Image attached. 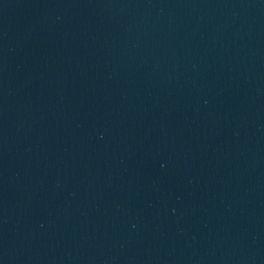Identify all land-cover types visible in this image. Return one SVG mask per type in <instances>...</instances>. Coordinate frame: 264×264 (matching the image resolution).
Here are the masks:
<instances>
[{"label": "water", "instance_id": "obj_1", "mask_svg": "<svg viewBox=\"0 0 264 264\" xmlns=\"http://www.w3.org/2000/svg\"><path fill=\"white\" fill-rule=\"evenodd\" d=\"M0 264H264V0H0Z\"/></svg>", "mask_w": 264, "mask_h": 264}]
</instances>
